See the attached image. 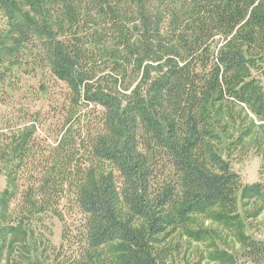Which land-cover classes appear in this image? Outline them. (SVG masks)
Listing matches in <instances>:
<instances>
[{
  "label": "trees",
  "instance_id": "1",
  "mask_svg": "<svg viewBox=\"0 0 264 264\" xmlns=\"http://www.w3.org/2000/svg\"><path fill=\"white\" fill-rule=\"evenodd\" d=\"M0 17V102L2 58L23 59L48 105L11 107L0 127L11 228L65 221L66 200L80 217L65 222L73 249L57 264H167L157 246L178 231L206 241L194 216L209 214L264 262L263 240L237 236L239 199L264 201V184L233 170L212 114L234 101L264 115L250 75L264 0H0Z\"/></svg>",
  "mask_w": 264,
  "mask_h": 264
},
{
  "label": "rangeland",
  "instance_id": "2",
  "mask_svg": "<svg viewBox=\"0 0 264 264\" xmlns=\"http://www.w3.org/2000/svg\"><path fill=\"white\" fill-rule=\"evenodd\" d=\"M2 18L0 17V29ZM3 59L5 84L9 104L0 102V127L11 109L45 110V95L39 98L36 89L42 79L41 71L26 60ZM251 77L258 79L264 94V61L250 67ZM4 84V85H5ZM8 100V101H9ZM5 103V102H4ZM213 126L221 137L220 151L228 159L244 183L264 184V115H258L245 103L225 101L212 108ZM6 173L0 172V194L8 188ZM1 199V198H0ZM264 201L258 198L239 199L240 230L238 237L251 236L264 241ZM14 202H11V205ZM62 221L45 213L20 226H9L0 202V264H57V256L70 258L72 245L63 242L65 222H76L80 215L73 205L63 200ZM197 226L207 232L206 241H196L178 231L157 246L160 258L167 264H255L245 254L235 233L207 215H195ZM197 229V228H196ZM64 243V244H63ZM61 245H63L61 247ZM55 250V251H54ZM54 251V252H53ZM264 264V262L262 263Z\"/></svg>",
  "mask_w": 264,
  "mask_h": 264
}]
</instances>
